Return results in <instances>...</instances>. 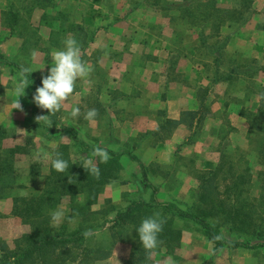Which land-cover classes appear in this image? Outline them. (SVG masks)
I'll return each instance as SVG.
<instances>
[{"label":"rangeland","instance_id":"rangeland-1","mask_svg":"<svg viewBox=\"0 0 264 264\" xmlns=\"http://www.w3.org/2000/svg\"><path fill=\"white\" fill-rule=\"evenodd\" d=\"M36 1L28 5L33 8ZM54 3L40 4L63 9L61 17L47 16L49 43L35 45L38 30L17 29L14 33L24 34L29 43L18 52L24 57L32 49L47 51L46 76L52 51L75 38L92 72L87 80H77L61 110L44 113L31 100L33 116L24 131L0 127V155L15 152L7 160L16 184L28 188V195L44 188L53 153L60 147L68 148L76 176L84 167H95V178L107 175L109 180H103L96 203L83 217L75 212L71 216L70 201L64 197L58 207L63 217L52 222V230H83L84 246L98 251L90 264H264V167L258 159L263 138L249 135L250 121L264 124V55L213 52L232 35L264 44L259 38L264 32V0H66L63 7ZM72 9L85 10L81 15L87 18L72 16ZM19 70L32 99L42 86L41 77ZM15 81L20 85L18 74ZM168 103H174L172 114L179 105L189 109L197 103L195 116L183 117L181 136L168 123ZM74 106L80 108L75 118ZM90 109L97 112L94 122L84 118ZM237 111L235 122L231 112ZM74 134L87 148L123 154L118 165L112 170L100 157L88 156L73 142ZM178 137L180 143L175 142ZM128 152L146 167L159 203L177 205L217 227L228 241L251 247L223 248L214 254V244L199 227L168 212L121 218L133 201L147 202L150 193L143 188L138 166L124 155ZM149 216L163 222L164 236L151 253L136 234ZM15 218L16 238L10 245L4 243L12 250L31 231Z\"/></svg>","mask_w":264,"mask_h":264},{"label":"trees","instance_id":"trees-1","mask_svg":"<svg viewBox=\"0 0 264 264\" xmlns=\"http://www.w3.org/2000/svg\"><path fill=\"white\" fill-rule=\"evenodd\" d=\"M227 40L224 42L220 50L213 51L216 56L225 49ZM216 49V48H215ZM234 73V71L232 72ZM47 113V110L44 111ZM184 116H195L193 112H185ZM183 120V119H182ZM180 121H171L168 123L177 127ZM256 133L263 138L261 150L258 151V159L263 162L264 167V124L256 121L249 122V135ZM74 143L80 144L82 149L89 155H94L91 148H87L78 137L72 136ZM77 145V146H78ZM79 147V146H78ZM109 154V159L105 161L113 170L121 159L123 154H115L106 150ZM62 154L64 159L69 164V169L63 173H59L52 168H49V173L44 177V188L39 191H33L27 197L14 198L13 215L22 220L23 224H28L31 228L30 234L25 237L23 244L15 243V249H10L0 240V264H90L93 259V254L98 253L96 250H89L84 246L83 230L70 231L64 227L58 231L52 230V212L56 211L62 205L63 198L69 199L68 208L71 209V216L75 212L78 216H85L90 206L94 205L97 197L100 195L99 186L103 183V178H95L90 169L84 167L78 176H76V164L71 162L69 150L65 147H60L54 151L53 158L56 153ZM14 151H10L7 156L0 155V195L1 197L7 190H14L17 187L13 176L12 167L8 162V156H13ZM127 158L136 164L139 168V178L143 183V188L149 191V199L147 202L140 203L133 201L130 206L120 213L121 218L133 217L135 213H171L177 220L192 222L201 229L204 236L214 244V254L219 253L223 248H250V245L241 243H233L224 238L221 231L206 221L189 211L180 209L172 203L161 204L158 201V189L151 185L146 174V167L140 160L136 159L131 153L124 154ZM63 158V157H62ZM262 164V163H261ZM264 174V171H263ZM212 179H215L216 172L212 171ZM243 176L239 175L238 179ZM109 180V179H108ZM243 180V179H242ZM65 181V183H63ZM208 182V179H202V182ZM262 196L264 197V180L260 182ZM145 192V191H144ZM82 196V201H78L77 197ZM73 205V208L71 207ZM73 210V211H72ZM137 228V227H136ZM160 238L164 239L163 234H159ZM257 247V246H256ZM107 255L104 254L103 258Z\"/></svg>","mask_w":264,"mask_h":264},{"label":"crops","instance_id":"crops-1","mask_svg":"<svg viewBox=\"0 0 264 264\" xmlns=\"http://www.w3.org/2000/svg\"><path fill=\"white\" fill-rule=\"evenodd\" d=\"M54 2V5L61 3L60 6L63 7L66 0H54ZM30 3L31 0H0V127L7 128L8 130L11 127L14 130L13 132L24 131L31 124L30 120L33 116V110L31 109L33 105L31 103L32 99L26 95V90L21 97H18L16 94L17 87L22 86L25 88V82L23 76L20 75L19 69L30 67L33 71L32 74L42 78L47 70V61H49L47 60L49 53L47 51L43 52L42 49L29 50V54L23 57L18 50L23 44L29 45V43L26 41L27 39H25L26 36L24 34L18 36L14 31L17 29H25L27 31L38 30L35 45H46L49 43V29L46 26L47 16L56 15L57 17H61L62 15L60 14L62 13L60 12H63V9L59 7L58 9H53L52 7L40 6L41 0L32 3L34 4L33 8L28 5ZM84 12L85 10L79 12L78 9L76 11L72 9L71 15L86 17V15H81ZM87 16L88 20H92L89 17L90 15L87 14ZM259 38H264V32H260ZM225 49L230 52H241L246 56L256 58L261 53H263L261 55H264V44L262 42L258 44L251 43L248 39L244 42L235 38L234 35L231 36ZM245 49L249 51H245ZM34 52L36 53L35 59H33ZM23 62L24 64H19ZM14 63L17 69L13 66ZM16 74L20 76V85H16L15 83ZM18 100L22 110L15 109V103ZM173 105L174 103H168V107L166 106L169 108L167 119L171 121L182 120L185 112L195 113L198 111L197 103H192L193 107L189 109L179 105L172 114L171 109ZM229 109H232V106ZM231 114L233 117L231 120L236 122L237 118H239L238 111L231 112ZM14 115H19L18 119ZM185 127L184 123L181 122L175 128L174 134L181 136L185 131ZM181 141L182 137H178L175 142L180 143ZM17 187L12 191L7 190L2 197L0 195V240L8 245L16 238V218L13 215L14 198L27 197L29 192L25 186L20 187V185H17Z\"/></svg>","mask_w":264,"mask_h":264},{"label":"clouds","instance_id":"clouds-1","mask_svg":"<svg viewBox=\"0 0 264 264\" xmlns=\"http://www.w3.org/2000/svg\"><path fill=\"white\" fill-rule=\"evenodd\" d=\"M36 53H33L35 59ZM52 66L49 68L48 74L42 76L41 85L37 87L32 97L36 106L47 110L49 113H54L61 110L63 102L74 93L77 80H87L90 77L92 69L81 58V48L75 38H69L64 41V47L61 50H53L51 53ZM25 73H32L30 67L23 70ZM25 83L27 78H25ZM26 88L22 86L16 88L18 97L23 96ZM15 109H21L19 100L15 103ZM22 110V109H21ZM80 114V108L72 107L71 116L77 117ZM97 112L95 109H90L85 114V119L89 122H94ZM47 115L41 116L38 120H44ZM93 154L107 161L109 154L106 150L96 147ZM45 153V157H47ZM91 163V161H88ZM52 168L59 173H63L69 169L68 162L61 157L60 153H56L51 161ZM91 173L99 174V169L92 167ZM63 217V211L57 209L52 212L51 219L53 222H59ZM163 222L157 216H149L144 218L136 228L139 242L142 247L151 253L157 249L160 240L159 234L162 232ZM87 235V233H86Z\"/></svg>","mask_w":264,"mask_h":264}]
</instances>
